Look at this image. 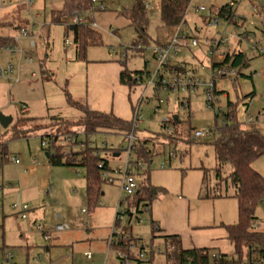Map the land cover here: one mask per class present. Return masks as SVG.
I'll return each mask as SVG.
<instances>
[{"label": "rangeland", "instance_id": "1", "mask_svg": "<svg viewBox=\"0 0 264 264\" xmlns=\"http://www.w3.org/2000/svg\"><path fill=\"white\" fill-rule=\"evenodd\" d=\"M101 1L106 9L96 10L90 16L102 43L90 45L86 58H77L73 31L66 23L53 22L52 17L53 12L64 8L66 0H32L31 5L26 0H0V18L3 19L0 20V36L18 34L17 48L31 52L34 57L32 63H27L18 51L9 53L0 49V66L5 68L12 62L15 65L12 75L19 79L15 82L0 74V112L14 119L6 136V129L0 125V139L11 138L13 131L23 134L22 138L10 139L9 160L0 168V185L3 181L5 188L9 187L5 175L15 182L11 186L14 190L5 189L4 193L0 190V260H3L2 249H5L14 252L11 264H124L119 255L127 252L132 240L124 239L121 234L149 245L153 240L163 242L161 238L152 240L154 233H161V230L154 231L157 224L184 223L189 216L193 219L201 214L211 217V222L215 219L218 224L239 220L238 203L232 196L235 187L228 177L232 168L229 163L218 166L211 144L215 136L194 140L193 130L188 132V128L190 124L193 129L203 131L214 127L219 108L226 111L231 102L237 105V119L242 126L257 128L264 134V0H194L209 11L213 6L227 7L234 1L237 23L220 17L217 25H208L205 16L209 12L191 10L181 26L182 34L187 37L180 38L179 55L173 62H184L205 81L212 79L210 42L220 34L229 37V44L219 52L239 50L246 53V63L234 68L237 76L215 73L216 111L209 108L203 86L190 94L163 88L157 92L151 87L146 89L151 78L149 74L157 66L152 47L178 29L164 25L159 1L151 4L147 27L150 44L142 43V52L134 49L137 45L132 49L138 34L123 13L132 9L136 0ZM23 28L28 30L29 37H21L19 30ZM249 33L254 34V39L246 38ZM194 37L198 40L196 46L191 45ZM12 40L14 42L15 38ZM32 40L35 46L31 45ZM253 44L257 47L254 52ZM125 51L127 57L122 54ZM124 70L135 80L142 77L141 85L122 82ZM32 72L36 76H32ZM252 93L255 96L249 97ZM70 98L129 121L139 104L145 121L136 133L140 141H145V152L151 150L152 153L147 158L144 151L137 154L133 150L131 157L145 168L136 172V178L139 187L149 179L146 182L152 191L149 206L145 205L146 199L141 200L138 207L130 205L117 182L103 183L104 195L100 194L96 204L90 203L84 167L49 163V147L42 145L45 133L56 137L76 135L78 144L69 143L63 151L85 150L87 146L96 148L95 153L99 152L101 158L108 160V172L115 178L118 175L114 170L122 169L127 161L128 142L122 133L100 131L88 136L82 126L73 125L82 113ZM23 103L30 106L31 111L22 113ZM158 108L162 109L161 114ZM175 116L180 119V133L176 127L167 129L162 125L164 120ZM217 121L220 125L221 117ZM171 151H176L177 157L171 158ZM12 156L21 158V166L39 161L37 175H25L26 180L20 188L18 178L23 176L24 168L11 161ZM162 163H165L164 168ZM252 166L264 176V154ZM220 177L228 178L221 180ZM206 193H222L223 196L198 205V200H204ZM34 195L38 196L36 202L29 198ZM121 200L125 202L121 204ZM15 203L19 208L13 207ZM188 203H191L190 209ZM24 204L36 208V223L32 221L31 210L28 218H22L20 210ZM256 216V230L264 231V201L256 207ZM57 222L68 223L70 228L53 231L46 240L37 225L51 231ZM118 238L124 241V246L117 242ZM112 239L115 240L113 244ZM69 249L71 257L67 255ZM87 251L92 252V260L85 258ZM137 252L132 250L134 254ZM148 259L144 264H166L164 253H157L153 258L148 256Z\"/></svg>", "mask_w": 264, "mask_h": 264}, {"label": "trees", "instance_id": "2", "mask_svg": "<svg viewBox=\"0 0 264 264\" xmlns=\"http://www.w3.org/2000/svg\"><path fill=\"white\" fill-rule=\"evenodd\" d=\"M189 1L190 0H159L161 19L164 25L167 27L179 26L183 22ZM92 6L91 0H66L62 10L53 12V22L66 23L68 28L73 31L77 58H86L87 49L90 45L102 43L99 31L91 23L85 25L68 23L69 18H71L75 12L80 15L87 14L92 18L90 16L92 13ZM211 10L213 16L218 19L223 17L229 22L237 23L233 10H229L226 7L216 8L215 6H213ZM123 13L127 16L130 24L135 28L138 34V41L132 46V49L136 47L135 45L143 46V44H150L149 34L147 33L149 12L145 7V0H136L133 8ZM12 42L13 40L11 37L0 36V48ZM156 43L158 44L160 42ZM143 49L144 48L140 49V52H142ZM246 59V53L243 51L228 52L223 61L213 62L212 67L217 70L219 67L225 66L231 62L232 68H236L245 64L247 61ZM216 67L218 68L216 69ZM178 68H180L179 64L167 66V70L170 72H174ZM129 76L127 70L122 71V82L129 84L135 83L134 77L132 76L131 80H129ZM221 76L225 75L221 74ZM254 96V93L249 95V97ZM70 101L82 113L80 119L74 122L73 125L82 126L88 136L100 131L117 133H127L131 131V120H125L113 112L91 109L86 104L74 101L71 98ZM227 107L228 109L226 111L222 110L215 114V126L211 127L212 135L215 136V138L211 144L216 151L218 166L222 167L224 164L229 163L232 168L228 177L231 178L232 184L235 187L232 196L238 203L239 220L234 224H223V226L228 232V238L234 244L235 252L233 254H226L214 252L210 248L197 247L186 249L183 247L182 239L179 235H158L154 233L152 240L154 238H161L163 241V253L166 257V264H254L257 258L264 259V231L256 230L258 219L256 216V207L264 201V176L252 166L253 162L264 154V134L257 128L241 125L237 119L236 104L229 102ZM218 117L222 119L220 125L217 121ZM171 122L173 127H176V130L178 129L177 133H180L181 127L179 126V117L177 116V119L172 117ZM9 127L5 130V136L9 131ZM191 130H193V128L190 124L188 132ZM22 137V133L13 131L11 132V138L8 139L4 137L0 139V168L9 160L10 139ZM83 144H86V142ZM65 146L66 145H56L54 141L52 146L47 149L49 162L52 165L84 167L86 169L87 197L90 203L95 202L96 204L102 192L96 189V185L101 179V170L98 165L102 163L104 169L108 170V160L101 158L100 155H96V148H90V146H87L85 150L70 148V152H64L63 149ZM146 148L145 141H139L136 144L135 150L138 154L140 150L145 152ZM151 153V150L145 152L147 158L151 156ZM228 177H220V179L222 180ZM148 180L149 179H147L146 182ZM146 182L144 183L145 185L139 187V190H137L133 196L127 198L130 205L138 207L140 201L143 199L147 200L145 205L149 206L151 204L152 191L150 190L151 187L147 185ZM216 196L222 197L223 195L222 193L215 195L206 193L203 198H215ZM117 242L123 246L125 244L124 241L119 238ZM213 254L215 256H213ZM153 257L154 255L152 258Z\"/></svg>", "mask_w": 264, "mask_h": 264}, {"label": "built area", "instance_id": "3", "mask_svg": "<svg viewBox=\"0 0 264 264\" xmlns=\"http://www.w3.org/2000/svg\"><path fill=\"white\" fill-rule=\"evenodd\" d=\"M26 1L29 5H31L32 0H26ZM91 1L93 5L92 13H94V11L96 10L106 9L104 2H102L101 0H91ZM155 1L157 0H145V7L148 10V12L151 10L152 2H155ZM234 6H235V2L230 1L226 8L229 10H233ZM191 10H194L195 13L209 12L207 13V16H205V22L208 25L215 26L220 22L217 17L213 16L211 8L209 11L206 6L197 5L195 4L194 0H190L187 6L186 12H185L183 22L179 26H177L178 29L176 30V32L172 36H170L166 41L160 42L158 44L156 43L152 47V52L157 61V66H156V70L153 71V73L149 74L151 78H150L149 83L146 84V89L151 87L155 90V92H157L161 88H163V89L171 90L173 92H182V93L190 94V93L196 92L198 87L203 86L205 89V94L207 96V103H208L209 108H212L214 111H216L215 106L217 104L218 97H217V92L215 88V80H214L215 73L217 72L220 75L224 74V75L236 76L238 72L234 68H232L231 62L225 66L219 67L217 70L211 67L212 79L210 81H205L200 75H198V73L194 69H191L184 64L180 65V68H178L174 72H170L167 70V66L174 65L173 60L176 56L179 55V50L181 47L180 38L187 37V34L185 35L182 34L183 31L181 29V26L184 22H186V16ZM68 21L69 23L74 24V25H85V24L91 23L93 26H95L92 18H90L87 15H80L77 12H75L73 16L69 18ZM19 34L21 35V37H29L30 35L28 30L24 28L20 30ZM18 39L19 37L17 36L14 42L4 45L0 49H4L5 51L9 53H17L18 51L21 54V59L23 58V60L27 63H32L34 60L33 55L25 52L22 48L21 49L17 48ZM247 39L248 40L254 39V34L249 33V35H247ZM35 44H36L35 41L32 40L31 45L35 46ZM67 44L70 45L71 42L67 40ZM228 44H229V37L226 36L225 33L220 34L218 38H215L214 40L210 42L209 52L213 58L212 59L213 62H221L226 58L227 53L228 52L230 53V51H223V52L220 51L219 52V50L221 47H225ZM191 45L192 46L198 45L197 38L195 37L192 38ZM142 48H143L142 45H138L134 49L138 50ZM256 50H257V47L255 44H253L252 51L254 52ZM238 51L239 50H237V52ZM217 52H218L217 60H214L215 58L214 56ZM122 54L125 55V57H127L126 51L123 52ZM14 71H15V65L12 62H9L5 68L0 66V74L2 76H5L8 79H12L15 82H18L19 81L18 77L14 78L12 75ZM32 76H36V73L32 72ZM135 81L137 85H141V83L143 82L142 77L137 78ZM29 110L30 108L28 105L26 104L22 105V109H21L22 113H27L29 112ZM222 110L223 109L219 108V111H222ZM140 111H141L140 106L138 104L134 109V115L131 120V131L127 133H122L125 140L128 142V148L126 149L128 153V157L122 169L114 170V172L118 175V178H115L111 173L108 172V170L104 169L102 163H99L98 167L101 170V179L97 183V187H98L97 189H100V191H101L103 183L113 184L115 182L118 183V187L120 188L121 193L126 195L127 198L133 196L136 193V191L139 190V184L136 178V172L143 171L145 168L140 161H136L135 159L131 157V153L133 150H135L136 144L140 141L136 132L137 130L141 128L143 122L145 121V118ZM158 113L160 114L162 113L161 108H158ZM171 119L172 117H169V119L164 120L162 125L165 128L170 129L171 126H173ZM249 120L253 121L252 117H250ZM48 135L49 134L42 137V145L44 148L52 146L54 141L56 145H67L69 143H78L76 135L69 134V135L60 136L61 138L58 136L56 137V136H52V135L48 136ZM211 135H212L211 127L205 131L193 129L191 133V137L194 140H197L204 136H211ZM95 154L100 155L99 152L97 151ZM170 156L171 158L177 157V152L171 151ZM10 158H11V161H13L15 164L17 165L22 164L21 158L17 156H12ZM35 163L36 161H34V164ZM161 167L164 168L165 163H162ZM121 202L120 203L123 204L125 200H121ZM13 207L17 209L19 208V205L15 203L13 204ZM29 210H31V207L29 204H24L22 206L20 210L22 214V218L26 219L29 217L28 216ZM83 211L86 212L85 209H83ZM57 217L60 218L61 215L59 214L57 215ZM37 228L43 232L44 238L46 240H49L51 232L65 231L70 228V225L65 222H57L51 231L45 230L41 224H38ZM158 229H159L158 225H154V231ZM120 236H122L124 239L132 240V242L127 246L128 247L127 252L125 254L121 253L119 255V257L122 258L124 264H133V261L136 262V264H144L149 261L148 256L152 258V256L157 253H163V250H164L163 242H160V241L155 242L153 240L151 244L146 245L141 240H136V239L134 240L133 238L132 239L128 238L127 234H121ZM113 243H115L114 239H112L111 241V244ZM132 250H138L137 254L132 253ZM67 255L68 257H71L70 249L67 251ZM84 256L88 260L93 259V254L90 251L85 252ZM213 256L215 255L213 254ZM13 258H14V252L12 250H6L4 251L3 260H0V264H11ZM254 264H264V259L257 258L254 261Z\"/></svg>", "mask_w": 264, "mask_h": 264}, {"label": "crops", "instance_id": "4", "mask_svg": "<svg viewBox=\"0 0 264 264\" xmlns=\"http://www.w3.org/2000/svg\"><path fill=\"white\" fill-rule=\"evenodd\" d=\"M159 1V0H157ZM0 20H3L2 18H0ZM237 21V19H236ZM20 32V30H19ZM172 34V33H170ZM170 34L167 35V38L163 41L160 42H164L166 41L169 37ZM18 36L17 35H9V36H4V37H12V38H16ZM32 54L31 52H27ZM179 64L182 65L185 63L184 62H174V65ZM25 104V103H23ZM27 105V104H26ZM31 111V107L29 106ZM96 110V109H95ZM99 110V109H97ZM101 111V110H99ZM103 112H110V111H103ZM49 133H45L42 135L45 136ZM145 140V139H144ZM19 157V156H17ZM49 160V159H48ZM34 161H36V163L34 164ZM39 161L37 160H33V164L29 163L26 166H19V167H23L24 170L21 171V173H23V176L18 178V188H20L22 186V184L24 183V181L26 180L25 175L28 176H33V175H37V171L38 169L36 168V165L38 164ZM50 163V162H49ZM51 164V163H50ZM52 165V164H51ZM6 178V182H9L10 185L9 187L5 188V185H3V181L0 185V190H2V192L4 193L5 189L7 191H12L14 189H12L15 182L11 179L10 177H8V175H5ZM3 177V179H5ZM12 182V183H11ZM11 187V188H10ZM26 187H31L30 185H27ZM26 187L24 188V190H26ZM102 195H104V192H101ZM37 197L38 196H30L29 198H31L32 201L36 202L37 201ZM209 200H212V198H205L204 200H198L199 204L198 205H202V204H207L208 202H210ZM208 201V202H207ZM190 205L191 203L187 204L188 209H190ZM31 211L34 215V213H36V208H31ZM190 214V213H189ZM37 216V215H36ZM38 218L35 217L32 219L33 223L37 222ZM221 224V225H220ZM220 224H218L215 219L214 221L211 222V217H208V215L205 214H201L199 216L194 217L193 219H191V217H188L187 221H184V223H182L181 221L177 222H169V223H165L164 225H158L159 229L161 230L160 235H169V234H177L181 237L182 239V245L184 248L186 249H191V248H210L212 249L214 252H220V253H226V254H233L235 252V247L234 244L231 242V240L228 238V232L226 230V228L223 226V222H221ZM228 224H234V223H228ZM226 224V225H228ZM49 250V247H47ZM4 250L2 249V254H1V258H3L4 255Z\"/></svg>", "mask_w": 264, "mask_h": 264}, {"label": "water", "instance_id": "5", "mask_svg": "<svg viewBox=\"0 0 264 264\" xmlns=\"http://www.w3.org/2000/svg\"><path fill=\"white\" fill-rule=\"evenodd\" d=\"M132 76H129V80H131ZM175 119H177V116L174 117ZM13 117L10 115H5L2 112H0V125L4 128L7 129L13 122ZM48 155V153H47Z\"/></svg>", "mask_w": 264, "mask_h": 264}]
</instances>
